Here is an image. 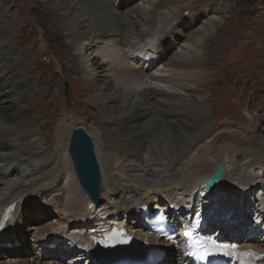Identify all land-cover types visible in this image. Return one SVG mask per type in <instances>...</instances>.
Masks as SVG:
<instances>
[{
  "label": "bare ground",
  "instance_id": "6f19581e",
  "mask_svg": "<svg viewBox=\"0 0 264 264\" xmlns=\"http://www.w3.org/2000/svg\"><path fill=\"white\" fill-rule=\"evenodd\" d=\"M48 1L52 2L46 0ZM197 1L201 3L202 0ZM172 2L173 0H157L151 8L142 9L127 7L121 0H56L36 13L40 28L57 30L59 35L66 37L69 49L65 51L67 56L62 62L61 70L66 75L75 72L82 75L88 85L87 93L91 95L92 103H96L102 112L97 116L98 112L91 111L92 115L87 116V119L92 120L93 124L85 125L81 120L75 119L76 117L70 119L67 114L59 119V113L54 111L53 122L57 127L55 126L50 140L40 129L34 127L40 114L36 106L44 105L42 101H45L48 93L45 79L35 76L34 63L29 57L22 56L13 31L14 27L17 33L20 31L19 21H12V17L17 18V14L11 11L5 0H0V13L10 11L5 19L0 18V34L4 38L0 44V233H4L6 238L13 231L15 222L21 218L20 207H24L21 203L23 193L37 188L42 191L55 188L62 198L65 196L64 201L57 198V203L71 217L72 222H79L81 217L88 220L92 218V222L77 227L79 235L72 233L69 227L57 231L56 234H41L37 241L49 245L56 239L71 237L72 242L81 246L83 254L91 251L94 256H98L108 247V239L116 227L128 234L129 240L125 239L128 242L120 238V244L137 249L136 243L133 242L134 234L126 228L118 227V213L113 215L114 217L99 214V206L94 205L87 197V205L83 204L86 195L78 193L82 190L72 167L68 145L72 131L84 125L86 129H93L97 134L96 149L100 152L99 156L106 169L107 192L105 193V190L104 195L108 196V192L111 197L117 195L121 200L120 205L127 203L125 206L128 210L131 208L130 200L141 188L153 191L155 195L151 198H154L156 207L165 209L173 223L179 219L187 223L199 207L210 206L205 216L207 227L210 222L230 226L227 216L224 219L220 217L223 208H226L223 204L228 201L230 189L238 186L245 188L247 181L243 184L239 176L246 174L247 167L237 164V169L232 171V159L230 157L229 160L223 150L230 152L233 158L239 149L234 147L231 150L230 145H223L217 156L213 144L218 143L217 140L223 132L230 129L233 122L230 125L225 121L224 126L229 127L218 132L212 128L213 122L205 109L207 107L200 100L193 99L191 94L200 92L204 89L201 88L202 84L206 83L208 86L215 79L212 77L206 82L199 80L202 77V73L197 71L199 60L190 61L178 53L167 57L165 41L168 38L181 37L177 35L179 30L189 33L187 27L191 24L197 25L203 17L193 19L194 21L191 18L202 11L205 12V9L212 15L205 20L206 24H201L202 28H196V36L187 34L188 39H195L197 44L200 34L214 29V20L220 30L226 29L225 23L221 26L217 21L222 18L218 14L227 11L228 3L207 1L199 10L189 11L192 13L187 16H181L183 13L178 14L175 11L165 14L171 9ZM33 4L29 5L30 9ZM174 21L177 22L176 33L173 32ZM37 41L41 42V39L38 38ZM90 41L96 42L97 46L103 45L99 49L108 61L89 57L88 54H93L95 48H98L92 45L90 49L86 48ZM151 41L156 44L147 45ZM124 48L134 52L129 60L121 54ZM72 50L78 53L69 57L68 52ZM136 59H139V62ZM155 60L157 64L167 68L169 74H164L163 71H160L161 74H155L147 67L145 61L150 63ZM209 74L208 77H211ZM193 77H196L200 88L197 85L196 88L182 87L185 81ZM212 87L213 85L210 89ZM199 117L204 119H198ZM202 136L206 138L199 143ZM232 136L242 145L249 140V137L238 138V134ZM256 136L259 139L264 138L261 135ZM46 141L52 143L48 155H44ZM256 154L258 156L255 158L262 161L261 152ZM219 162L228 165L230 171H224L216 194L203 195L204 184ZM249 162L254 164L255 161L251 158ZM249 173L251 179H258L257 174L253 175L251 171ZM62 178L65 179L64 184L60 181ZM41 194V191L36 193L40 203L45 202L48 205L46 199H41ZM177 195L184 197L178 199ZM164 196L167 197L168 203L160 205ZM149 198L150 195L144 198L136 197L134 200L140 207L147 206L148 212L152 214L154 211L148 207ZM102 207L104 206L100 209ZM137 224L145 227L147 231L150 230V226L143 219L132 229H138ZM230 229L232 236L237 238L240 227L233 225ZM206 233L222 236L223 228ZM141 234L139 232L136 236ZM77 238L79 241H76ZM144 238H148L149 245L166 244L148 233ZM252 240L255 239L249 238L243 245L260 250L264 262V253L261 252V247L264 246L253 244L250 242ZM170 248L177 264H189L179 247L170 245ZM160 257L155 264L168 263L166 252L161 253Z\"/></svg>",
  "mask_w": 264,
  "mask_h": 264
},
{
  "label": "rangeland",
  "instance_id": "374dc122",
  "mask_svg": "<svg viewBox=\"0 0 264 264\" xmlns=\"http://www.w3.org/2000/svg\"><path fill=\"white\" fill-rule=\"evenodd\" d=\"M121 1L127 7L132 6L143 9L151 8L152 4L157 0ZM207 1L229 4H226L227 11L218 14L222 18H220V21H217L221 26L225 23L226 29L220 30L214 24L216 23V20H214L212 22V26H215L214 29L212 31L206 30V34H200V40L197 44L195 43V39L194 41L188 39L187 34L190 33L191 36H196V28H199V26L202 28L201 24H206L205 20L212 15V13L205 9V12L202 11L191 18L192 20H198L203 17L197 25L191 24L187 27L189 33H183L180 30L178 32V28L175 25L177 22L174 21L172 23L173 32H178L177 35L181 37L165 40L167 57L178 53L187 59L189 58L190 61L197 62L199 60L200 64H198L197 71L202 73V77L199 80L206 82L207 79L212 77L216 80H213L208 85L210 87L213 85L211 89L206 86V83L202 84L201 88L204 87V89H200V92L192 93V98L200 100L207 107L205 109L208 110L210 121L213 122L211 126L217 132L229 127L224 126L225 121L230 125L233 122L230 129H227V132H223L224 134L222 133L221 137L217 140L218 143L213 145L217 156L218 152L220 154V150L223 149V145H230L231 150L234 147L239 149L233 158L230 152L226 153V150H223L225 152L224 155L227 154V158L229 157L230 160L231 157L232 159V171L237 169V164H244L247 167L245 169L246 174L239 176L240 182L243 184L245 180L247 181L244 184L245 188L238 186L233 190L230 189L228 201L223 204L226 208H223L220 217L224 219L227 216L226 219L231 223L230 226H223V224L220 226V224L210 222L205 231L215 232L218 228H223V239L235 240L243 244L244 241L253 237L255 240L250 241L251 243L264 246V138L259 139L256 136H264V0H202L201 3L197 0H173L171 9H168L165 14H171L175 11L178 14L183 13L180 14L181 16H187L192 13H189V11L199 10L200 6ZM5 2L11 7V11L17 14V18L12 17V21H19L18 29L20 33H17L15 27L13 28L15 38L17 37L16 40L20 45L19 50L22 56L24 55L32 60L34 63L33 74L45 79V86L48 91L45 101H42L44 105L36 106L37 111L40 110V114L34 127L38 130L40 129L50 139L57 127L53 122L55 118L54 111L57 114L59 113V119L67 114L70 119L76 117L75 119L81 120L85 125L86 123L88 125L93 124L92 120L87 119V116L92 115L91 111L94 113L98 112L97 116H100L102 112L96 103H92L93 99L87 93L88 85L85 83L84 78L78 72L66 75L61 70L62 62L66 60L67 56L65 51L69 49L66 37L59 35L57 30L40 28L36 21V13L46 6L52 5L56 0H52V2H46V0H5ZM31 3L34 4L30 9L29 5ZM8 11L6 13L2 11L0 18L5 19V16L10 14V11ZM38 38L41 39V42L37 41ZM2 40L4 38L0 34V44ZM153 44H156V42L151 41L147 43L149 46H153ZM91 45L94 48H98H95L96 51L93 54H88L90 58L108 61L107 57L101 54V49H99L103 45L97 46L96 42L90 41L86 48L90 49ZM77 53L75 50H72L68 52V55L71 57L72 55H77ZM133 53V51L127 50V48L121 51L126 60H129L133 56ZM136 60L139 62V59ZM209 61H211V64L208 65ZM145 63L155 74H161L160 71H163L164 74H169L167 68L162 67L161 64H157L156 60L150 63L145 61ZM208 73H210L211 77H208ZM196 77L185 81L182 87L196 88V85L199 87V82L195 79ZM66 83H68L67 92ZM102 111L105 113L104 110ZM198 119L204 118L199 117ZM84 126L80 127H83L91 136L94 144H96V149L97 134L93 132V129H90L91 132ZM233 134H238V138L249 137V140L244 145L239 144V140L235 139L236 137L234 138ZM205 138V136H202V140L199 143L203 142ZM44 147V155H48L52 148L51 141H46ZM259 151L263 157L262 161L255 158L258 156L256 153ZM99 153L96 149L98 163L102 171L103 185L102 201L100 205H97L99 206L97 210H101L99 214L106 217H114L118 213V216H116L118 218L116 221L118 227L126 228L130 233L134 234L137 243H147L148 238L145 239L144 237L147 233L149 235L150 233L145 227L137 224L138 229H132L138 221L142 220L140 206L134 198H144L150 195L148 207H151L152 211H154L158 208L156 207L154 198H151L155 194L153 191L138 189V194L130 200L129 207L131 206V208H128V210L126 209L127 206H125L127 203L122 206L120 205L121 200L117 195L111 197L109 192L107 193L108 196L104 195V191L106 190V169L102 164ZM251 158L255 161L254 164H250L249 160ZM228 171L230 169L227 165L225 173ZM250 171L253 175L257 174L259 176L257 177L258 179H251L249 176L251 174L249 173ZM107 179H109V175ZM60 181L62 184L65 183L64 178L60 179ZM39 191L42 192L41 199H46L48 205L45 202L40 203V198L36 196V193ZM79 192L83 196L85 195L83 190ZM86 197L84 196L83 204L87 205L89 198L87 197V200ZM183 197V195H177L178 199H183ZM57 198H62V195H59L55 188L44 191L37 188L34 191L23 193L21 203L24 207H20L21 218L15 222L13 231L9 233L8 238H6L4 233H0V264H96L95 259L93 261L92 252H85L86 255L83 254L81 246L77 242H72L71 237L56 239L49 245L47 243H40L39 240L37 241L41 234H56L57 231H63L69 227L72 233L79 235L77 227L84 226L87 222H92V218L89 221L88 218L83 217H81L82 219L79 222H72L71 217L68 216L62 207H59ZM62 199L64 201L65 196ZM161 201L160 205L168 203V199L165 196ZM230 201L236 204H231ZM153 204L154 206H152ZM101 206L104 207L100 209ZM233 225L241 229L237 238L230 233V228ZM139 232L142 234L137 237L136 235ZM76 241H79V239L77 238ZM261 248V252L264 253V247ZM164 252L168 256L167 264H177L175 257L172 256L170 246L164 248L162 253Z\"/></svg>",
  "mask_w": 264,
  "mask_h": 264
},
{
  "label": "water",
  "instance_id": "95a60500",
  "mask_svg": "<svg viewBox=\"0 0 264 264\" xmlns=\"http://www.w3.org/2000/svg\"><path fill=\"white\" fill-rule=\"evenodd\" d=\"M67 89L68 83H66V92ZM68 153L79 186L91 202L95 205H100L103 188L101 168L98 163L94 141L83 127H77L72 131L68 145ZM226 169L227 165L225 163L221 162L217 165L204 184L206 193L210 195L217 193L222 175ZM121 248L116 249L121 254L130 252L128 248ZM162 249L158 248V250ZM133 257L134 259L142 258L139 254L135 255V253H133Z\"/></svg>",
  "mask_w": 264,
  "mask_h": 264
},
{
  "label": "snow or ice",
  "instance_id": "6c2138e0",
  "mask_svg": "<svg viewBox=\"0 0 264 264\" xmlns=\"http://www.w3.org/2000/svg\"><path fill=\"white\" fill-rule=\"evenodd\" d=\"M185 236H191V233L186 231ZM211 243L214 248L220 247L219 245H216L215 242H211ZM198 251L203 252V255L198 256L199 259H207L209 255L213 254L211 250L205 248L203 245L200 246ZM233 252L236 254L237 259L240 261V264H252V258L256 256V254L251 251L244 252V253L236 252L235 246H233ZM193 254L196 255L197 253H193ZM245 257L247 259H245Z\"/></svg>",
  "mask_w": 264,
  "mask_h": 264
}]
</instances>
